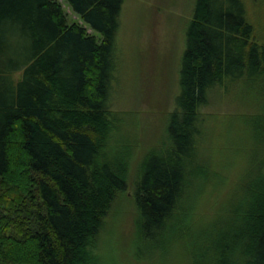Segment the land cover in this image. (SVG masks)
Returning <instances> with one entry per match:
<instances>
[{
  "label": "trees",
  "instance_id": "1",
  "mask_svg": "<svg viewBox=\"0 0 264 264\" xmlns=\"http://www.w3.org/2000/svg\"><path fill=\"white\" fill-rule=\"evenodd\" d=\"M64 1L80 22L58 0H0V264H108L106 220L130 186L125 154L104 155L122 124L110 105L125 0ZM248 5L195 0L164 149L141 157L134 183L138 264H264V34ZM236 87L256 111L210 137L224 118L204 109ZM238 135L253 160L244 144L225 186L213 161ZM209 193L226 206L193 228Z\"/></svg>",
  "mask_w": 264,
  "mask_h": 264
},
{
  "label": "rangeland",
  "instance_id": "2",
  "mask_svg": "<svg viewBox=\"0 0 264 264\" xmlns=\"http://www.w3.org/2000/svg\"><path fill=\"white\" fill-rule=\"evenodd\" d=\"M58 1L63 4L72 21L80 22L79 17L64 0ZM253 1L250 4L247 0L249 16L253 25L264 34V0ZM194 5L195 0H125L123 6L117 37L118 70L115 74L116 84L113 86L110 105L116 114L114 127L120 126L118 128L120 133H111L109 139L111 142H108L110 149L104 155L117 162L119 153L125 154L124 165H118L126 172L130 186L127 192L119 195L110 217L106 220L102 257L108 259V264H138L132 257L136 255L134 247L137 246L133 226L138 221L134 183L140 174L141 157L154 149H164L162 145L165 143V118L175 106L181 55L186 45L185 32L192 18ZM249 97L247 93L244 94L242 91L240 93L237 87L228 95L219 96L215 92L211 97V105L204 109L203 115L206 116V113L209 116L219 115L224 118V122L218 123L217 128L211 123L206 125L205 133L210 137L212 135L223 137L224 132L229 131L232 125L239 129L238 132L241 128L244 129L242 127L244 124L240 121L237 126L236 119L246 114L253 115L249 113L251 109L256 111L250 106L251 103L253 106V98L251 100ZM257 108V111H260L258 105ZM118 118L122 122L119 126ZM235 138L237 143L234 141L235 144L231 145H223L218 141L219 149L223 145L226 153L213 161L216 168L213 173L224 180L225 186L238 172L235 166L241 165L238 152L250 149L249 159L253 160V145L246 144L239 135ZM231 162L234 163L229 167ZM193 202H196L191 208L195 213L193 220L195 222L191 223L193 228H197L198 224L202 226L207 222H213L211 220L216 218L218 209L226 204L225 200H214L210 193L207 197ZM204 205L212 207L214 212L211 213L209 210L207 214H202L200 209ZM201 219L202 223L199 222ZM202 228L204 230L205 226ZM202 231L200 237L203 236Z\"/></svg>",
  "mask_w": 264,
  "mask_h": 264
}]
</instances>
